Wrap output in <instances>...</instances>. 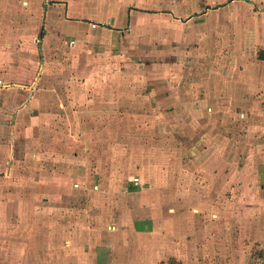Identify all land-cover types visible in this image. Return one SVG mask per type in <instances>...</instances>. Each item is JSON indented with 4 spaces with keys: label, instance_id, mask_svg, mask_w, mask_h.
<instances>
[{
    "label": "rangeland",
    "instance_id": "obj_1",
    "mask_svg": "<svg viewBox=\"0 0 264 264\" xmlns=\"http://www.w3.org/2000/svg\"><path fill=\"white\" fill-rule=\"evenodd\" d=\"M45 1L24 18L29 36L50 35L39 50V113L0 141L10 151L0 222L11 228L0 229V264L32 242L40 252L30 264H47L54 232L21 236L23 213L45 230L70 229L57 246H89L110 228L127 251L153 235L156 256L138 264H187L162 221L183 200L206 230L200 264L239 260L231 218L262 220L264 231V0H71L81 21L72 33L47 25L67 14L64 0L49 16ZM245 248L264 262V251Z\"/></svg>",
    "mask_w": 264,
    "mask_h": 264
},
{
    "label": "crops",
    "instance_id": "obj_2",
    "mask_svg": "<svg viewBox=\"0 0 264 264\" xmlns=\"http://www.w3.org/2000/svg\"><path fill=\"white\" fill-rule=\"evenodd\" d=\"M38 0H0V141L1 138L5 136H13L12 124L18 125V121H24V116L33 119L39 113L40 102L34 101L36 82L40 74V58L39 50L45 48L49 45L47 42L50 36L48 32H44L39 37L42 38L40 41L32 31V35L29 36L27 28L33 29V24H28L24 21L27 17L29 11H33V3ZM48 16L53 8L52 5L55 3L53 0H46ZM61 3V2H57ZM60 7H63V11L67 13L59 19H53V23L48 19V23L52 25H58L57 28L60 29L62 26L64 29H69L72 33V28L81 22L77 18L72 19L70 13L74 12L73 7H71V0H64ZM88 7L83 4L81 6V13L88 12ZM75 9V8H74ZM86 17V16H85ZM49 31V26H45ZM70 40V37H69ZM15 129V128H14ZM8 138L6 139V146L4 149H0V162L2 159L3 164L0 163V174L7 171V166H5L7 155L9 154V147L7 144ZM2 144H0V147ZM2 176V175H0ZM263 189H257L260 191ZM257 198V197H256ZM179 200L176 201V203ZM181 202V201H180ZM179 202V203H180ZM195 203V202H194ZM187 201H182L183 207H178L177 213L171 214V212L164 215L163 222L166 221L165 226H173L171 230H166L164 235L175 236L178 238L176 240V250L175 253H182L185 256L187 264H200L203 263V259L199 261L201 252L204 254L205 250H202L201 244H204L206 230L202 228L200 222V214L194 212V208L191 209V204ZM33 204V203H32ZM198 204V203H196ZM188 205V206H185ZM190 205V206H189ZM32 213V212H31ZM18 216V214L16 215ZM23 213L21 218L16 221V230L21 236L37 238L38 236L50 237L51 241L47 244V264H138L140 260L146 261L149 259L152 261L156 256L155 248L153 247L155 242H153V235L148 237L149 242L142 246V249L137 251L136 249L129 248L128 251L124 249H119L118 241L119 234L114 230L107 228V230L97 231L95 234V242L91 241L89 238V246L77 244H72L70 240V245L57 246L56 237H72L70 229L61 230H51L48 227L47 230L41 228L39 223L34 221V214L32 213L29 218ZM210 218L217 217L216 214H207ZM229 216L226 217L228 220ZM29 219V220H28ZM224 219V221L226 220ZM233 220H238L240 225L239 233L236 236L228 235L227 238H237V242H232L233 249L235 253H239V260L234 259L232 264H264L262 259L256 258L254 255L252 257L249 255H244L243 247L247 251L251 250L256 252L257 250L264 251V231L262 229V220L255 219L253 217H242L234 216L231 218ZM7 221V218L5 219ZM230 220V219H229ZM232 220V221H233ZM6 224V226H5ZM8 222H0V229L5 226L6 234L8 235L10 227H8ZM110 227V226H109ZM212 230H215V226H210ZM13 229V228H12ZM1 231V230H0ZM210 233V229H208ZM167 233V234H166ZM1 234V233H0ZM66 235V236H65ZM80 234L79 236H81ZM94 234H87V236ZM213 235V236H212ZM211 237V243H214L217 234L213 233ZM226 238V236H223ZM248 244L246 243V240ZM38 240H34V242ZM173 241V239H171ZM169 241L171 244L172 242ZM39 243V242H38ZM67 240L64 244H67ZM33 245V246H32ZM30 245H26L27 249L23 250L22 255H18L16 259L13 257L9 258L12 260L13 264H30L32 259L39 258V250L35 247L36 245L32 242ZM34 247V248H32ZM30 252V253H29ZM258 254V253H257ZM184 257V256H183ZM199 257V258H198ZM232 261V260H231Z\"/></svg>",
    "mask_w": 264,
    "mask_h": 264
},
{
    "label": "trees",
    "instance_id": "obj_3",
    "mask_svg": "<svg viewBox=\"0 0 264 264\" xmlns=\"http://www.w3.org/2000/svg\"><path fill=\"white\" fill-rule=\"evenodd\" d=\"M261 58H263V56L262 55H259Z\"/></svg>",
    "mask_w": 264,
    "mask_h": 264
},
{
    "label": "built area",
    "instance_id": "obj_4",
    "mask_svg": "<svg viewBox=\"0 0 264 264\" xmlns=\"http://www.w3.org/2000/svg\"><path fill=\"white\" fill-rule=\"evenodd\" d=\"M135 180H136V178H135Z\"/></svg>",
    "mask_w": 264,
    "mask_h": 264
}]
</instances>
